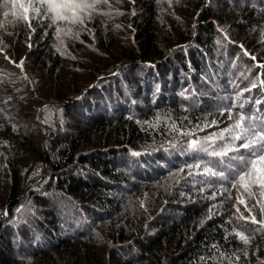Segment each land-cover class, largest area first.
Segmentation results:
<instances>
[{"label":"trees","instance_id":"obj_1","mask_svg":"<svg viewBox=\"0 0 264 264\" xmlns=\"http://www.w3.org/2000/svg\"><path fill=\"white\" fill-rule=\"evenodd\" d=\"M23 2L31 26L0 6V264H264V190L188 147L264 122V0Z\"/></svg>","mask_w":264,"mask_h":264},{"label":"snow or ice","instance_id":"obj_2","mask_svg":"<svg viewBox=\"0 0 264 264\" xmlns=\"http://www.w3.org/2000/svg\"><path fill=\"white\" fill-rule=\"evenodd\" d=\"M42 5H46L47 11L54 14L51 18L52 23L56 21H67L71 20L72 23L84 24V19L80 15L85 9L93 8L94 5L87 3L86 0H38ZM0 6L8 7L7 0ZM12 9H20L24 15L20 17L28 21L29 26H31L32 17L30 13H35L38 16H43V11L40 8L34 7L31 3L25 5L23 0H11ZM4 15H8L7 12ZM57 33L61 29H56ZM59 50V49H58ZM231 109H229V112ZM229 119H232L231 115ZM245 116L240 115L235 128L241 129L240 133L236 135H231V128H224L219 134H213L212 136H206L204 140L192 139L188 143V147L193 150H198L206 153L211 157H228L230 163L228 164L229 169H234L231 173L233 180L231 181L232 187L239 185L246 191L250 186H258L260 189L264 190V122L255 123L252 122L254 118L249 117L250 127H243ZM215 121L212 122L215 125ZM175 127V126H174ZM207 127V125L205 126ZM226 134L231 141H241L238 147L232 146V144L223 145L221 150L217 151L213 148L209 151V147L216 145L218 141H224L226 139ZM189 135V133H185ZM207 145V146H205ZM247 150L246 154L229 155L230 153H240V150ZM231 161H234L233 165ZM211 163V161H209ZM190 167L201 168V164L192 165ZM203 174L212 177H217L221 180H228V175L225 171H215L213 167L203 166ZM264 195V192L261 193ZM244 204V201H240ZM247 207V205H245ZM252 222H256L255 217L252 218ZM240 240L244 243H248V238L242 233H236Z\"/></svg>","mask_w":264,"mask_h":264},{"label":"water","instance_id":"obj_3","mask_svg":"<svg viewBox=\"0 0 264 264\" xmlns=\"http://www.w3.org/2000/svg\"><path fill=\"white\" fill-rule=\"evenodd\" d=\"M50 101H48L47 103H49Z\"/></svg>","mask_w":264,"mask_h":264}]
</instances>
